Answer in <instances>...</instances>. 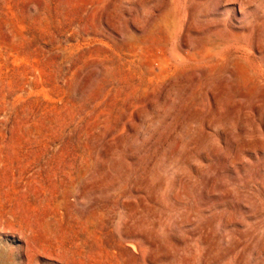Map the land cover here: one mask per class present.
<instances>
[{
    "label": "rangeland",
    "instance_id": "374dc122",
    "mask_svg": "<svg viewBox=\"0 0 264 264\" xmlns=\"http://www.w3.org/2000/svg\"><path fill=\"white\" fill-rule=\"evenodd\" d=\"M0 264H264V0H0Z\"/></svg>",
    "mask_w": 264,
    "mask_h": 264
},
{
    "label": "bare ground",
    "instance_id": "6f19581e",
    "mask_svg": "<svg viewBox=\"0 0 264 264\" xmlns=\"http://www.w3.org/2000/svg\"><path fill=\"white\" fill-rule=\"evenodd\" d=\"M211 36V35H210ZM212 37V36H211ZM213 40V39H212ZM209 42V41H208ZM221 42V41H220Z\"/></svg>",
    "mask_w": 264,
    "mask_h": 264
}]
</instances>
